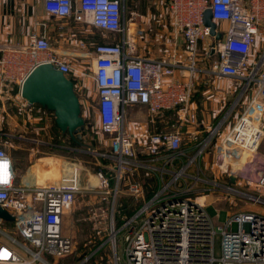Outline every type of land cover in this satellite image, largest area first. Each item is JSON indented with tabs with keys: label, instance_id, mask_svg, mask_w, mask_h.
I'll return each mask as SVG.
<instances>
[{
	"label": "built area",
	"instance_id": "built-area-1",
	"mask_svg": "<svg viewBox=\"0 0 264 264\" xmlns=\"http://www.w3.org/2000/svg\"><path fill=\"white\" fill-rule=\"evenodd\" d=\"M163 1L170 19L169 51L147 58L137 52L131 37L133 27L134 37L144 33L133 0H43L44 11L65 20L58 29L67 30L70 45L81 51L71 57L93 60L96 113L101 132L110 136L108 149L99 157L110 164L95 175L96 185L81 187L75 167L57 184L23 182V171L0 145V208L13 218L0 217V264H57L67 258L74 242L63 232V221L79 196L97 199L89 219L99 241L90 257L109 245L112 264H264V213L227 211V221L220 224L207 212L211 189L198 187L208 183L198 165L234 108L245 103L217 142L214 165L228 175L227 190L264 205L262 196L233 188L242 178L264 191V163L259 173L251 167L258 163L264 142V0ZM207 10L216 24L214 35L204 24ZM88 28L97 32L88 36ZM73 62L53 49L44 31L33 32L23 45L0 42V91L11 86L21 96L32 70L50 64L73 82L84 107V86L77 75L81 70ZM202 72L234 80L239 94L234 107L190 152L179 130L199 124L192 98L195 77ZM131 108H145L146 121H129ZM166 114L177 125L158 129L171 121ZM131 124H137L138 133H132ZM252 170L258 173L255 180ZM125 197L136 204L130 216L119 213Z\"/></svg>",
	"mask_w": 264,
	"mask_h": 264
},
{
	"label": "rangeland",
	"instance_id": "rangeland-1",
	"mask_svg": "<svg viewBox=\"0 0 264 264\" xmlns=\"http://www.w3.org/2000/svg\"><path fill=\"white\" fill-rule=\"evenodd\" d=\"M34 4L35 0H32L30 6H33ZM133 4L137 7L139 13L138 21L142 22L144 26L143 36L134 37L133 32L135 27L131 29V37L135 42L137 52L147 58H157L163 56L165 51H169V49L166 47V37L170 29L169 14L164 6V1L133 0ZM22 18L23 13H19L18 10H16L14 13L6 14L2 24L3 27H6L7 25L9 26V29H4L2 33L3 37H5L4 35L8 36V38H6V42L21 45L28 42L30 34H32L34 31V25L31 24L26 18ZM104 36H106V34H104ZM101 41H103L102 37ZM73 64L75 68L78 67L81 70V73H78L77 75L84 86L83 93L81 95L84 96L87 101L84 107H81V115L86 123V133L90 134L91 136V138L87 141L94 144V148L91 149L92 151L79 147H74L73 152H70V150L68 151L70 141L69 138L66 137L65 139L57 140L63 145L64 149L41 148L39 153H34V155L36 157H44L45 159H40L41 161H37L35 160L36 158H33V160H31L30 156L28 157V155L32 153L30 151L31 146L29 144H24L21 137L33 136L32 134L26 135V133L23 132V128L25 127L24 130L29 133L27 127L29 129L30 127H36L38 120L35 119L34 115L29 114V116L27 112L22 113L18 108L14 109V107H10L12 109H10L8 115H2V113H0V145L7 151L10 150L11 154L13 155L14 153H17V155L20 154L16 161L18 163L20 162L22 167H27L28 169L30 166L32 167L35 165L33 166L32 170L34 176L35 174L40 176L41 183L57 184L69 169L75 167L80 171L81 174V187H85L88 185V183L93 185L97 184L95 175L102 169V166H104L99 154L104 153L108 149L110 136L103 134L100 129L99 120L96 113L97 88L92 79L93 67L91 63L84 58L83 62L81 59H79L78 62L74 60ZM238 94L239 90L234 93L233 97L226 101L227 104L220 115L225 113V111H230L234 107V101ZM245 106V103H241L237 106L235 112L230 115L226 126L231 127L233 125ZM138 113L143 115L144 119L146 118V111L142 109H135L129 112V121L136 122L137 120L134 118V114ZM209 115L210 116L205 122V125L212 129L218 123L220 115L216 117V119L212 118L211 112H209ZM49 117L51 118H43L42 122L47 124L49 129L53 128L55 130V117L53 114ZM170 120L169 126L171 127V130L177 124L172 117ZM39 123H41V121H39ZM261 123L264 127V114ZM130 128L132 133L136 134L139 132L137 124H131ZM18 144H22L23 148L27 149L15 151L14 147ZM213 145L214 143L208 148V153H216L215 149H213ZM262 150L264 151V146L262 147ZM18 152L20 153L18 154ZM257 157V159H259L258 163L256 166L251 167L255 170L257 167V172L259 173V169L262 168L264 163V157L260 154ZM203 159L200 162L201 165H198V172L201 171V177L208 183H204V186L199 183L198 187L211 189L207 194L205 203L209 206L207 208V212L213 219L217 220V222L220 224L226 222L229 216L227 211H229L230 214L247 210L264 213V205L253 203L247 200V198L241 193L227 190V184L229 182L227 179L228 175L220 174L218 169L215 167L213 160L211 161V159L205 162L206 167H204ZM247 164L248 163H246V165ZM239 168L242 169V172H244L246 170L245 163H242ZM255 170H252L253 180L257 178L258 174ZM249 174L250 172L248 173V176ZM233 188L239 192L256 196L260 195L264 198V191H258L253 185H247L242 178H240V180L235 183ZM124 196L126 195L123 194L122 197ZM125 199L128 200L131 207L136 205H132L131 199L129 197H125ZM96 203L97 199H92V201H89L87 196H79V199L77 200L72 211L65 215L63 221V232L72 238L74 242V249L72 253L67 256V258L59 260L57 264L113 263V257L111 255L109 245H106L103 250L94 257H90V255L98 247L97 242L99 241L96 234L97 230L95 231L93 229V224L89 219V212L92 208V204L96 205ZM119 205L120 204H118V206ZM213 205L222 210L216 209ZM233 229H237L236 224H233ZM100 236L105 237V233L102 231ZM119 250V253L121 254L120 246ZM86 257H89L87 261H85Z\"/></svg>",
	"mask_w": 264,
	"mask_h": 264
},
{
	"label": "crops",
	"instance_id": "crops-1",
	"mask_svg": "<svg viewBox=\"0 0 264 264\" xmlns=\"http://www.w3.org/2000/svg\"><path fill=\"white\" fill-rule=\"evenodd\" d=\"M32 0H0V42H6L8 36L4 35L2 36L4 29H9V26L3 27L2 24L4 22L6 14L14 13L16 10H18L19 13H23L22 19H27L31 24L34 25V31L35 33H41L44 31L50 41L52 42L53 49L64 55L67 60H75L83 62L84 59L79 58L75 56V58L71 57L73 56L71 53L79 54V50L75 49V47H72L68 41L67 37V30L60 31L58 26L61 23H65V20H57L49 16L43 9V0H35V4L33 6H30ZM2 22V23H1ZM59 23V25H58ZM42 24H45L43 26ZM32 32V33H33ZM86 32L89 34H94L97 32L94 28H88ZM31 35V34H30ZM30 37V36H29ZM29 40V38H28ZM26 44V43H24ZM181 57L186 60L185 57L181 54ZM88 62L93 65L92 59H87ZM78 68V67H77ZM231 81V82H230ZM238 90L237 83L234 82V80L221 77L218 75H209L208 73L202 72L199 75H196L195 77V92L192 98V108L196 111L198 122L195 127L192 126H185L183 129H180V135L182 137L183 147L187 149L190 152H193L198 142L204 140L206 137L210 135L211 128H208L205 125V122L209 118V112L212 113V118L216 119L222 112L224 107L227 104V100L233 97L234 93ZM252 95L249 94L248 98H250ZM237 97V96H236ZM236 100V99H235ZM235 103V101H234ZM232 106V105H231ZM234 106V105H233ZM10 107H14V109H19L20 112H27V114H32L35 116V119L38 120V124L36 127H30V129L27 127V130L29 133L24 130L23 132L26 133V135L32 134L33 136H27V137H21L24 144H29L31 146L30 159L33 160V158H36L35 160L41 161L40 159H45L44 157H36L34 153H39L41 148H50L53 149L58 139H65L66 137L61 134L59 135V132L56 130L49 129L48 125L43 123L42 120L44 119H50L53 113L49 112L48 110L44 109L43 107L39 105H29L19 94L15 87L6 86L4 89L0 91V113L8 115ZM135 109H142L146 111V118H143V115L134 114V118L138 121H146L147 119V110L145 108H131L129 111L135 110ZM237 109V106L234 108L233 113ZM229 112L225 111L222 115H220V119H218V122ZM207 114V115H206ZM30 116V115H29ZM170 114H166V118L170 120ZM41 121V123H39ZM55 122V120H54ZM169 121L168 123H161L158 125V129H170ZM230 127L226 126L220 136L218 137V141L220 142L223 138V136L226 134ZM214 143L213 149H217L218 143ZM212 146V145H211ZM264 146V142L261 144L259 154L264 157V151L262 150V147ZM15 151H21V149L26 150L27 148H23L22 144H18L14 147ZM261 151V152H260ZM10 154V150L8 151ZM20 152H18L19 154ZM212 153V154H211ZM213 154L215 157V153L210 152L206 153L203 159L204 167H206L205 162L210 160H213ZM20 155V154H19ZM17 153L11 154L13 161L18 169L23 171V182H40L41 178L37 174L33 173V165L32 167L27 169V167H22L21 163L17 162L18 159ZM22 157V156H21ZM23 158V157H22ZM21 158V159H22ZM21 161V160H20ZM38 165V164H37ZM27 169V171H26ZM121 248V247H120Z\"/></svg>",
	"mask_w": 264,
	"mask_h": 264
},
{
	"label": "water",
	"instance_id": "water-1",
	"mask_svg": "<svg viewBox=\"0 0 264 264\" xmlns=\"http://www.w3.org/2000/svg\"><path fill=\"white\" fill-rule=\"evenodd\" d=\"M204 24L214 35L216 24L212 22L210 10L204 13ZM216 36L217 39L221 38V34ZM20 94L29 105H39L52 112L55 124L63 134H68L73 141H82L86 123L81 115L80 100L74 90L73 82L62 72L50 64L37 66L22 84ZM230 180L234 182V177H230ZM0 217L6 221L13 220L1 208Z\"/></svg>",
	"mask_w": 264,
	"mask_h": 264
},
{
	"label": "trees",
	"instance_id": "trees-1",
	"mask_svg": "<svg viewBox=\"0 0 264 264\" xmlns=\"http://www.w3.org/2000/svg\"><path fill=\"white\" fill-rule=\"evenodd\" d=\"M52 113V112H51ZM55 130L57 132H59V135L63 134L56 126L55 124ZM65 137H68L69 138V149L68 151L70 150V152H73V149L74 147H79V148H84V149H93L94 148V144L93 143H90L88 142L87 140L91 138L90 134H87L86 133V130H84V132L82 133V141L81 142H76V141H73L68 134H63ZM54 144H56V146L54 148H62L64 149L63 145L61 143H59L58 141L54 142ZM100 159L102 160V162L104 163V165H109L110 164V161L109 160H106L102 157H100ZM152 181V180H151ZM113 182V181H112ZM149 192H151V189L149 190ZM149 196V195H148ZM127 199L125 198H122L121 199V202L119 205V213L122 214H125L127 216H130L132 213H133V210H132V207L131 205L129 204V202ZM121 221H120V217H118V225H120Z\"/></svg>",
	"mask_w": 264,
	"mask_h": 264
}]
</instances>
